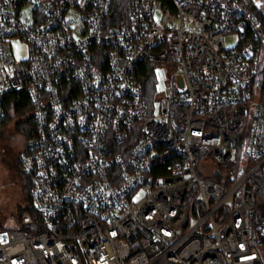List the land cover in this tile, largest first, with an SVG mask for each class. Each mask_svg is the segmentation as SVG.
I'll use <instances>...</instances> for the list:
<instances>
[{
    "label": "built area",
    "instance_id": "built-area-1",
    "mask_svg": "<svg viewBox=\"0 0 264 264\" xmlns=\"http://www.w3.org/2000/svg\"><path fill=\"white\" fill-rule=\"evenodd\" d=\"M20 91L29 210L0 264H264V0H0V122Z\"/></svg>",
    "mask_w": 264,
    "mask_h": 264
},
{
    "label": "rangeland",
    "instance_id": "rangeland-1",
    "mask_svg": "<svg viewBox=\"0 0 264 264\" xmlns=\"http://www.w3.org/2000/svg\"><path fill=\"white\" fill-rule=\"evenodd\" d=\"M16 56H25V46L17 44ZM155 77L157 92H165L166 76L157 64L150 66ZM156 70V71H155ZM156 108L158 104L156 103ZM19 118L7 119L0 125V224L1 228H13L19 215V208L26 203V194L22 191V183L26 174L18 163V155L24 144L25 137L16 126ZM247 140L239 148L240 172L244 171L247 162Z\"/></svg>",
    "mask_w": 264,
    "mask_h": 264
},
{
    "label": "trees",
    "instance_id": "trees-1",
    "mask_svg": "<svg viewBox=\"0 0 264 264\" xmlns=\"http://www.w3.org/2000/svg\"><path fill=\"white\" fill-rule=\"evenodd\" d=\"M137 79L141 83V88L143 92L144 99L151 103L155 98V77L151 73L150 65L146 63L138 64L136 68ZM8 102L6 104L7 112L11 111V115L9 113L6 114L5 118L0 122L4 124L7 119L17 117L19 121H17L16 126L19 130H21L23 136L25 137V141L32 137L35 133V124L33 120V116L30 113L31 106L30 101L27 94L23 91L18 93H13L8 95ZM13 101V102H12ZM27 176V175H26ZM22 185V191L26 194V203L24 207L19 208V215L17 218H20L21 215L29 210V190H30V179L29 177H25ZM259 190L256 193V205H257V215L260 218H264V180L259 181ZM26 207V209H25ZM0 227L1 224H0Z\"/></svg>",
    "mask_w": 264,
    "mask_h": 264
},
{
    "label": "flooded vegetation",
    "instance_id": "flooded-vegetation-1",
    "mask_svg": "<svg viewBox=\"0 0 264 264\" xmlns=\"http://www.w3.org/2000/svg\"><path fill=\"white\" fill-rule=\"evenodd\" d=\"M25 141V140H24Z\"/></svg>",
    "mask_w": 264,
    "mask_h": 264
},
{
    "label": "snow or ice",
    "instance_id": "snow-or-ice-1",
    "mask_svg": "<svg viewBox=\"0 0 264 264\" xmlns=\"http://www.w3.org/2000/svg\"><path fill=\"white\" fill-rule=\"evenodd\" d=\"M259 6V5H258Z\"/></svg>",
    "mask_w": 264,
    "mask_h": 264
}]
</instances>
